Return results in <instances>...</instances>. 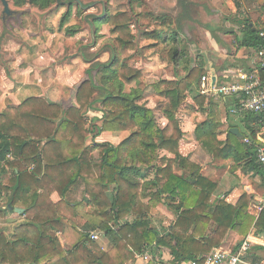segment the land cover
Returning a JSON list of instances; mask_svg holds the SVG:
<instances>
[{
    "label": "trees",
    "instance_id": "1",
    "mask_svg": "<svg viewBox=\"0 0 264 264\" xmlns=\"http://www.w3.org/2000/svg\"><path fill=\"white\" fill-rule=\"evenodd\" d=\"M122 15L123 13L120 14ZM100 17L102 19V16ZM117 27L124 28V25L119 24ZM260 30H264V27L257 30L251 20H244L239 30V38L236 40L238 47L259 50L264 43L259 35ZM152 36L156 37L151 34L150 37ZM166 38L174 43L180 42L176 33L166 34L161 40L165 41ZM155 39H159L158 36ZM176 53L177 49L174 48L170 53L173 59L176 58ZM83 57L86 61L89 60L84 55ZM184 57L185 60H182ZM115 59L110 68L109 64L98 63L95 66L109 68L101 71L103 87L96 86L91 80L81 83L76 92L78 108L69 107L62 113L54 102L32 98L25 102L31 106L23 104L24 106L20 107L13 124H3V133H0V159H5L6 154L11 151L15 156L11 164L20 173L22 162H26L27 165L34 164L32 172L39 174L42 162L46 163L43 167L44 175L41 180L33 183V187L30 186L32 194L24 200L27 206V221L19 227L17 231L20 234L15 236L16 241L13 242L14 246H18L17 253L12 256L11 244L6 243L4 260L18 258L14 260L15 263H23V258L30 257L36 258L38 264L42 261H45L43 264H125L134 258L135 252H143L155 243L157 247L169 249L172 264H182L191 259L202 260L213 245H218L222 241L228 230L245 236L250 229H254L256 234L264 236V206L257 218L251 215L247 210L251 195L243 193L234 204L219 201L213 209L208 201L215 183L200 174L195 164L190 162L194 168L190 171L192 175L190 179L173 172V163H177L181 168L189 163L177 150L178 141L182 137L177 113L187 97L193 96L194 102L201 109L205 99H208L206 117L196 124L194 135L211 154L213 160L222 161L223 166L228 160L229 173L237 180L240 179L238 170H242L243 173L252 170L263 176L254 153L230 132V127H236L235 124H230L223 140L213 142L216 130L221 125L219 110L221 100L197 91L199 79L205 74V70L199 65L188 69V65L185 64L183 66L185 74L182 78L163 79L153 85L157 95L166 101L161 111L167 122L160 127L152 110L137 103L139 94L132 92L121 94L123 84L135 81L139 72L126 66L118 67V54ZM179 60V63L182 61L187 63L184 50L181 51ZM108 84L113 89H107ZM116 85L119 87L117 93L120 95L116 94ZM99 89L104 91L101 99L104 119L98 131L127 130L130 133L116 146L102 145L101 160L97 164L101 172L86 176L87 172L92 171V165L84 161L88 149L79 156L78 151L63 154L61 163L51 159L47 150L50 146H69L76 143V136L85 123L82 111L91 106V99ZM57 118H60L58 123L55 122ZM11 126L17 131L12 132ZM64 128L71 131V136L67 139L61 136ZM44 139L45 143L41 144ZM84 139L85 137L82 138V143ZM157 149L172 152L175 158L163 156L159 159L161 165H157L154 163ZM72 165L78 167V175H82L84 179L83 192L88 197L87 203L92 206V211L82 210L80 203L71 205L67 201H61L53 204L49 199L54 189L59 193L63 192L53 184L54 173L63 172ZM138 176L147 179L143 185L138 182ZM75 178L74 176L71 181ZM71 183L73 182L64 184L65 189ZM109 184L114 185V194L111 198L106 194ZM23 188L19 181L16 192L20 193ZM29 190L27 187L24 191ZM140 194L148 197L146 203L140 198ZM163 194L171 201H178L175 205L178 215L173 225L157 230L148 212L151 205H156L162 200ZM128 215L131 216V221L120 223ZM209 222L216 224L215 229L210 232L207 225ZM112 223L116 225L113 226ZM95 229L102 230L104 237L109 240L110 246L107 250L99 251L98 244L90 238V233ZM57 233L67 239L70 244L68 249L61 246ZM29 243H32L30 248L24 246ZM148 264L154 263L151 261Z\"/></svg>",
    "mask_w": 264,
    "mask_h": 264
},
{
    "label": "crops",
    "instance_id": "2",
    "mask_svg": "<svg viewBox=\"0 0 264 264\" xmlns=\"http://www.w3.org/2000/svg\"><path fill=\"white\" fill-rule=\"evenodd\" d=\"M224 37L225 36L222 35L218 40V42H216L211 37V35H209L207 40L209 50L206 60L204 62L206 64L203 66L205 69V74H209L213 76L215 73H220L224 70H231L238 67L248 66L249 59L252 56L253 49L244 48V47L233 48L231 47V45H229L230 46L229 48L225 43ZM47 45L48 44H42L40 46L35 47L31 58V62L25 65L24 67L20 66L21 58L18 52H17V56L15 58L13 57V61L16 65L15 73L17 76L11 79L4 78L2 82H0V111L3 110L7 105L16 106L17 104L20 103L22 99L33 94L35 96H42L58 104L62 110V113L64 110H66L69 107H79L76 100V92L79 85L84 80L90 77L89 73L87 72L88 64L85 63L75 53V51L72 50H69L68 57L66 59L64 58L63 61V57H64L63 49L55 48L53 46L51 48H48ZM103 55H107L108 58L107 51H103L102 54H100L99 56V59L101 61H105L107 59V58L104 59ZM224 59H227L226 61L229 65L222 66ZM193 66L194 63L192 62L190 67L193 68ZM93 75L94 77H98L96 72H94ZM98 80L100 81V76L98 77ZM167 80H171V79H167ZM99 85H101V82H99ZM121 94H128V93L122 92L121 90ZM207 96H211V95H207ZM213 97L215 99H218L215 96ZM102 98L103 95H100V93L95 94L91 99L92 100L91 106L86 107L83 110V114L87 122L85 128L88 131V134L86 135L84 142L82 144L76 142L74 145H69V146H65V145L50 146L47 150L48 156L51 159H54L56 162L61 163L62 162L61 159L64 156L63 154H72L78 151L79 152L78 156H79L81 152L88 149L89 151L88 153H86V157L84 158V161H86L87 164L92 165L91 166L92 171L90 173L87 172L86 176H92L93 174H98L101 172L97 168V164H99L101 160L100 155H101L102 145L109 144L110 146H116L130 133V131L127 130L98 131V128L101 126L104 119V114L100 106L101 104L100 101ZM137 103L140 104L139 101H137ZM207 103H208V99H205V102L203 104V109H201L194 102L193 97L189 99L187 97L186 101L184 102V104L181 105L177 113V117L179 119V125L182 130V137L178 141L177 150L181 156L188 159L189 163H186L184 168H181L177 163H173L172 169L175 174L182 175L188 179L192 177L190 171L194 169L190 165V162L193 164L194 162L195 164H199L198 160L196 161L192 158V154H193L192 152L194 151V144L196 141H198L195 138L194 129L198 122L205 119L207 114L205 111ZM145 107L152 110V108L148 106ZM219 110H220L221 127L220 129L218 128L219 130L217 135H220L219 140H223L226 135V130L230 126V124H226V123L228 120H231L230 118H234V117L229 114L227 108L223 105L222 102L221 103L219 102ZM153 115L155 117V120L157 121V118L154 113ZM161 118L166 121V119L163 116ZM59 120L60 118H57L55 119V122L58 123ZM241 124L244 127V132H241L240 130L239 131L241 132L242 136H244L247 134L248 130L243 123ZM69 133H71L70 129L64 128L61 131V136L63 137V139L64 138L67 139L71 135ZM115 134L118 135L121 134L123 136L118 137ZM240 140H242V138ZM246 145L252 151V147L248 144ZM202 147L211 157L210 159L213 162L212 164L219 163V165L223 169H225V173H226L225 175L226 182L216 183L213 181L215 183V187L208 201L210 206L214 209L219 201H225L227 203L234 204L243 193H246L248 195H251V199L248 203L247 210L251 215L257 218L260 211L256 212L255 210H252V207L254 209L256 206L254 202L255 197L257 196L259 197L261 194H264V176L252 170H249L244 173L242 172V170H238L239 175L240 173H243L244 179L240 178L239 180H237L235 177H232L229 173L230 164L228 160L224 162L225 166H223L222 161L213 160L211 154L207 151V149L203 145ZM95 152L97 155L95 154ZM156 153H157L155 159L156 161L154 163H156L157 165H161L159 159L163 156L171 159L175 158V154L163 149H157ZM45 165L46 163L42 162V170L39 174V172L38 173L32 172L34 169V164H31L27 167V172H25L24 175H21L19 177V181L21 182V185L24 186V188L23 190L21 189L22 191H20V193L16 192V196L14 199L15 206L13 210H10L9 208L4 210V219L6 218L10 219L8 223L11 224L12 226L11 232L13 229H15L16 226H18L25 219L24 217L27 206L24 200L32 194L30 186H32L36 180H41L42 175H44L45 169L43 167ZM13 169L16 170L15 167H13ZM78 171H79L78 167L72 165L67 167L63 172L58 173V171H56L54 173L55 182L53 184L59 187V189H61V191L63 192L59 193L57 189H54L50 193L49 199L53 204H57L61 201H67L69 204L74 205L76 202H80L77 201V199H79L80 197H82L81 201L83 200V198H87V196L83 192L84 179L82 175H78L79 174ZM93 171H95V173ZM141 171H143L142 168ZM74 176L76 177L75 180L71 181ZM152 177L153 176H150V178ZM89 178L90 177H88V179ZM137 180L140 183V185H143L147 179L145 177L143 178L141 176H138ZM70 182L73 183H71V185H69V187L65 189L64 184H69ZM109 185L112 186V191H111L112 194L111 196L108 195V197L111 198L114 194V185L113 184H109ZM27 187H29L30 190L24 191L27 189ZM229 188H231L230 191H227ZM258 189H260V193L257 192ZM40 192L41 189H39L38 193ZM140 198L143 201H145V203L147 202L146 200L148 199V197L146 195L140 194ZM86 203L87 201L84 202V207L86 206ZM177 203L178 201H171L170 198H167L164 195L162 200L156 204V209H158L163 214V217L165 219L166 217L170 218V220L168 219L169 220L168 223H165L164 221L162 222V224L156 225L155 227L157 230L167 228L168 226L174 224L178 215L177 211L175 210L176 208L175 205ZM15 208H22L23 212H17L15 211ZM131 219L132 218L130 215L125 216V218L122 221H120V223L125 221H131ZM112 224L113 226L116 225V223H112ZM207 225L209 232L213 231L216 227L215 222H209ZM249 235L256 237V242L251 244L250 248L245 252V254L242 257L243 262H240L239 264H264V236L261 234H256L254 229H250L245 236L239 235L235 231L228 230L225 233L222 241L218 245H213V247L208 253L218 248L229 251L237 250L241 245L242 241ZM102 236L104 237V234H102ZM99 238L97 240H99ZM106 240L108 241L107 238ZM151 261L154 264H172L171 262L172 255L170 254V251L167 247H157L155 243H152V245L148 246L143 252H135L134 258L132 260L127 261L125 264H148ZM186 263H182V264H186Z\"/></svg>",
    "mask_w": 264,
    "mask_h": 264
},
{
    "label": "rangeland",
    "instance_id": "3",
    "mask_svg": "<svg viewBox=\"0 0 264 264\" xmlns=\"http://www.w3.org/2000/svg\"><path fill=\"white\" fill-rule=\"evenodd\" d=\"M181 1L183 2V0H83L86 4L93 3L91 5L93 7L84 8L83 11H87L90 8V11L85 13H76V9H74L72 17L69 19L70 21L68 20L69 24L74 26L72 28L78 31V34L76 35V41H65V45L67 44L68 48L75 49L76 54L84 53L87 56H92L95 54L100 55L103 51H108L111 55V53L116 51L118 58L123 61V64H126L127 68L139 72L137 79L130 84L124 83L121 90L125 93L132 92L139 94L140 96L137 98V101L152 108L157 118L156 123L160 127L166 124V121L161 118V110L166 101L157 95L153 87L155 83L163 79L173 80L182 78L185 74L183 69L185 64L188 65V69H192L190 67L192 62L194 63L193 68L199 65L204 69L203 66L206 64L204 62L209 50L207 43L209 35L218 40L224 35L225 43L229 48V45L233 48H238L236 40L239 38V30L244 20H251L257 30L264 27V0H192L191 4L183 2L185 4L184 7L181 6ZM102 12L106 13V16H109L110 21L105 26L100 27L99 30L102 32L100 34L102 35L97 38L98 44L95 46V25L89 21L90 17L87 14L100 15ZM121 13H123L122 16H120ZM60 18L61 16L59 15L56 21L57 26L51 25L52 32H54V29H57ZM119 24H124L125 28L119 29L117 27ZM56 31L59 32L61 30ZM174 33L177 34L180 42L174 43L169 38H166L165 41L161 40L166 34L174 35ZM151 34L156 37L158 36L159 39L150 37ZM174 48L177 49L175 59L170 54ZM182 50L186 52L187 63L185 61L179 63ZM103 56L104 59L107 58V55ZM185 58L182 60H185ZM226 60L224 59L222 66L229 65ZM93 66L89 67L91 71H93ZM91 74L89 80L96 86H102L99 85V76L94 77V71ZM107 87L113 89L110 84ZM198 88L197 85V91L199 90ZM118 89L119 87L116 85V94L120 95L119 92L117 93ZM97 93L103 95L100 89ZM191 97L193 96H188V99ZM230 119L226 124H235L241 132H244V127L240 122L235 118ZM86 124L85 120L76 136L77 143L82 144V138L86 137ZM220 127L218 128L220 129ZM218 128L216 130L217 133ZM217 133L213 139L214 143H218L220 138V135H217ZM115 135L118 137L123 136L121 134ZM192 153V158L199 162V164H195L194 162L195 166L199 168L200 173L206 176L208 180L216 183L226 182L225 169L219 163L212 164L211 157L199 141L195 142ZM93 172L95 173V171ZM240 178L244 179L243 173H240ZM111 191L112 186L109 185L106 194L111 196ZM257 192L260 193V189ZM81 198L77 199L80 202H76L81 204V209L92 211L93 208L88 203L84 207V202L87 201L88 197L83 198L82 201ZM254 200L256 206H264V194L255 197ZM4 204L5 200H3ZM252 210L256 211L253 207ZM148 214L152 224L155 226L162 224L164 221L168 223L170 220V218L166 217L165 219L163 217V214L156 209V205H151ZM9 220L8 218L4 219L0 217V232L3 230L5 238L10 240L12 226L8 223ZM24 221H27V217L22 222ZM19 227L17 230H19ZM78 227L81 229L80 226ZM94 231L99 233L100 237L99 240L95 241L98 244V250H107L110 242L102 236L104 234L103 231L100 229L92 230V232ZM19 234L20 232L16 231V235L18 236ZM57 236L64 249L70 247L69 242L62 234L57 233ZM5 260L4 262L0 260V264H38L36 258L30 257L23 258V263H15L14 260L17 259L14 258H6ZM44 262L42 261L41 264Z\"/></svg>",
    "mask_w": 264,
    "mask_h": 264
},
{
    "label": "flooded vegetation",
    "instance_id": "4",
    "mask_svg": "<svg viewBox=\"0 0 264 264\" xmlns=\"http://www.w3.org/2000/svg\"><path fill=\"white\" fill-rule=\"evenodd\" d=\"M91 5H93V3L86 4V2H83V0H0V82H2L4 78L11 79L17 76L15 73L16 65L13 61V57L15 58L17 56V52L20 55V66L22 67L31 62L35 47L40 46L42 44H48V48H51L53 46L55 48L63 49L64 61V58L66 59L68 57L69 50L75 51V49L73 48H68L67 44L65 45V41H76V35L78 34V31L75 28H72L74 26H71L69 24V19L72 17L73 10L76 9V13H85L90 11V8L93 7ZM89 6L91 7L88 8L87 11H83L84 8H87ZM105 14L106 13L104 12H102V14L100 15L87 14L90 17L89 21L93 25H95V46L98 44L97 38L102 35L100 34L102 33L101 30H99L100 27L105 26L110 21L109 16H106ZM59 15L61 16V18L60 20H58V27L57 29H54V32H52L51 25L57 26L56 21L59 18ZM100 16H102V19ZM56 30L61 31L58 32ZM107 53L108 58L105 61H101L99 59V54L87 56L84 53H78L77 55L85 63L88 64L87 70H89L90 72H87L89 73V75H92L91 72L93 73L94 71L97 73L98 76H100L102 73L101 71L106 70V68L108 67L98 65L95 68L96 64H109L108 66L110 68L114 64V60H116V51L111 53V55L110 52L107 51ZM83 55L89 60L86 61ZM92 65H94L92 68L93 71H91V68H89ZM118 65V67H125L126 64H123V61L118 58ZM87 81H89V78L84 80L83 82ZM101 85L104 86L102 82ZM102 94H104L103 90ZM32 98L40 99L44 102H52L47 98H44L42 96H35L33 94L22 99L20 103L16 106L7 105L3 110L0 111V133H3L2 126L4 123L13 124V121L15 118H17V114L19 113L20 107H22L23 104L31 106L30 103L25 104V102L31 100ZM56 105L62 112L60 106L58 104ZM100 106L101 110L103 111L104 109L102 107V102ZM60 117L62 116L60 115ZM11 130L12 132L17 131V129H14L13 126H11ZM45 141L46 139H44L41 144H44ZM13 160H15V156L11 151L6 154L5 159H0V204H2L0 205L1 218H4L5 209L9 208L10 210H13L15 206L14 199L16 196V189L19 183V177L21 175H24L25 172H27V167L29 166L26 162H22V171L20 173L17 168L16 170L13 169V166L11 164ZM3 200H5L4 205ZM24 218H26V213ZM25 222L26 221L20 223L18 226L15 227V229L12 230L10 234V240L5 238L6 236L4 235V231L0 232L1 262H4L3 254L6 243L11 244V255H16L18 246L13 245V242L16 241L14 235L16 236V231L18 227L24 224ZM31 245L32 243L24 244V246H27V248H30Z\"/></svg>",
    "mask_w": 264,
    "mask_h": 264
},
{
    "label": "built area",
    "instance_id": "5",
    "mask_svg": "<svg viewBox=\"0 0 264 264\" xmlns=\"http://www.w3.org/2000/svg\"><path fill=\"white\" fill-rule=\"evenodd\" d=\"M259 35L264 42V30ZM198 87L201 94L220 98L229 114L247 127L242 141L252 147L264 176V43L259 50H253L247 67L224 70L213 76L203 74ZM255 209L259 212L262 206ZM90 238L97 240L99 233L91 232ZM254 242L256 237L249 235L237 250L214 249L202 260L191 259L186 264H239Z\"/></svg>",
    "mask_w": 264,
    "mask_h": 264
},
{
    "label": "water",
    "instance_id": "6",
    "mask_svg": "<svg viewBox=\"0 0 264 264\" xmlns=\"http://www.w3.org/2000/svg\"><path fill=\"white\" fill-rule=\"evenodd\" d=\"M192 0H183L184 3H187V4H191ZM181 1V6H185V4ZM212 37V36H211ZM216 42H218V39H216L215 37H212ZM214 73V72H213ZM230 132L234 135H236L238 138H242V134L241 132L239 131V129L237 127H232L230 128ZM15 211L17 212H23V209L22 208H15Z\"/></svg>",
    "mask_w": 264,
    "mask_h": 264
}]
</instances>
